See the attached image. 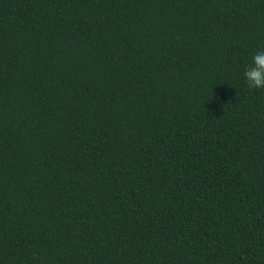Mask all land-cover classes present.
Here are the masks:
<instances>
[{"label":"trees","instance_id":"obj_1","mask_svg":"<svg viewBox=\"0 0 264 264\" xmlns=\"http://www.w3.org/2000/svg\"><path fill=\"white\" fill-rule=\"evenodd\" d=\"M258 51L264 0H0V264H264Z\"/></svg>","mask_w":264,"mask_h":264},{"label":"clouds","instance_id":"obj_2","mask_svg":"<svg viewBox=\"0 0 264 264\" xmlns=\"http://www.w3.org/2000/svg\"><path fill=\"white\" fill-rule=\"evenodd\" d=\"M246 86L250 89H264V51H258L252 57V62L243 73ZM213 95L207 97L211 102Z\"/></svg>","mask_w":264,"mask_h":264}]
</instances>
